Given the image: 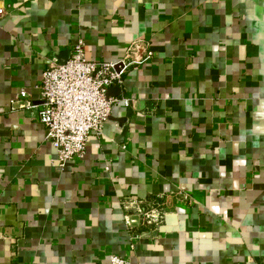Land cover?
<instances>
[{
    "label": "crops",
    "instance_id": "0c3cea01",
    "mask_svg": "<svg viewBox=\"0 0 264 264\" xmlns=\"http://www.w3.org/2000/svg\"><path fill=\"white\" fill-rule=\"evenodd\" d=\"M79 39L153 59L108 92L83 159L61 167L39 107ZM127 199L162 205L129 228ZM264 264V0H0V264Z\"/></svg>",
    "mask_w": 264,
    "mask_h": 264
},
{
    "label": "built area",
    "instance_id": "2783aa9c",
    "mask_svg": "<svg viewBox=\"0 0 264 264\" xmlns=\"http://www.w3.org/2000/svg\"><path fill=\"white\" fill-rule=\"evenodd\" d=\"M144 40L136 41L117 62L91 60L86 53V43L79 39L70 58L59 62L50 60L41 82L36 86L41 105L36 106L31 94L21 90L13 100L14 109L33 110L37 107L40 123L47 129V140L56 150L61 167L68 162L83 159L90 137H102L105 125L114 107L128 100L109 96L108 92L124 83L132 68L139 69L153 59ZM125 220L129 228L159 226L164 219V208L158 204L146 207L141 201L127 199L123 202ZM108 264H131L121 256L113 255Z\"/></svg>",
    "mask_w": 264,
    "mask_h": 264
}]
</instances>
